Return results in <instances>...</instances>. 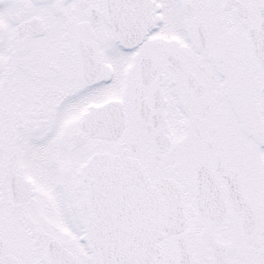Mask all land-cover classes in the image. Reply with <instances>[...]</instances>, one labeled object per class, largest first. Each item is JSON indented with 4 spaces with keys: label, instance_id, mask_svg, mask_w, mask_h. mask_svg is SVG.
<instances>
[{
    "label": "snow or ice",
    "instance_id": "obj_1",
    "mask_svg": "<svg viewBox=\"0 0 264 264\" xmlns=\"http://www.w3.org/2000/svg\"><path fill=\"white\" fill-rule=\"evenodd\" d=\"M0 264H264V0H0Z\"/></svg>",
    "mask_w": 264,
    "mask_h": 264
}]
</instances>
